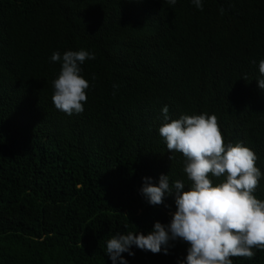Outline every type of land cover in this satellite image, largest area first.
<instances>
[{
  "label": "trees",
  "instance_id": "trees-1",
  "mask_svg": "<svg viewBox=\"0 0 264 264\" xmlns=\"http://www.w3.org/2000/svg\"><path fill=\"white\" fill-rule=\"evenodd\" d=\"M81 48L95 54L81 66L90 87L68 116L51 101L60 64L49 57ZM262 59L264 0H0V264H111L112 235L167 223L174 197L152 206L139 192L160 174L187 190L182 154L158 134L164 105L170 119L215 115L264 174ZM254 195L264 199V176ZM186 249L122 255L177 264ZM254 251L232 264H264Z\"/></svg>",
  "mask_w": 264,
  "mask_h": 264
},
{
  "label": "clouds",
  "instance_id": "clouds-1",
  "mask_svg": "<svg viewBox=\"0 0 264 264\" xmlns=\"http://www.w3.org/2000/svg\"><path fill=\"white\" fill-rule=\"evenodd\" d=\"M177 2L165 0L169 6ZM189 2L203 10V0ZM94 59L95 54L83 48L51 54L50 62L60 64L51 82L55 109L68 116L83 113L90 83L81 66ZM241 78L247 80V75ZM255 80L264 91V59L258 63ZM117 88L113 84V94ZM160 112L163 123L158 134L167 150L182 154L187 190L184 181L170 182L168 174H160L157 183L143 177L139 192L146 202L160 205L171 195L175 211L167 223L156 221L146 233L117 232L107 239L104 252L111 264H129L122 253L134 255L133 247L166 255L171 242L177 240L187 244L186 256L177 264H232L230 257L253 258L254 249L264 250V199L254 195L264 174L256 166V153L242 143H226L213 114H182L170 119L167 105Z\"/></svg>",
  "mask_w": 264,
  "mask_h": 264
}]
</instances>
